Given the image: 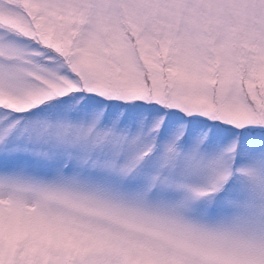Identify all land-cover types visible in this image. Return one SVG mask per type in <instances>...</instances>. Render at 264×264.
<instances>
[{"label": "snow or ice", "instance_id": "snow-or-ice-1", "mask_svg": "<svg viewBox=\"0 0 264 264\" xmlns=\"http://www.w3.org/2000/svg\"><path fill=\"white\" fill-rule=\"evenodd\" d=\"M0 264H264V0H0Z\"/></svg>", "mask_w": 264, "mask_h": 264}]
</instances>
